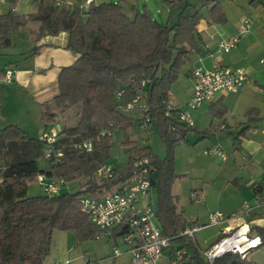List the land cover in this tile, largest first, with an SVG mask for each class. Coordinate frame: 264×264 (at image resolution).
<instances>
[{"label":"trees","instance_id":"16d2710c","mask_svg":"<svg viewBox=\"0 0 264 264\" xmlns=\"http://www.w3.org/2000/svg\"><path fill=\"white\" fill-rule=\"evenodd\" d=\"M191 1L162 0L169 13L178 11L172 25L169 21L158 23L145 7H133V14L128 15L118 0L91 3L86 9L81 5H57L55 0H32L36 9L33 14L10 11L0 15V56L12 46V36L28 23L39 25L40 36L66 33V49L78 54L72 65L60 70L58 94L40 104L45 129L56 124L58 115L72 109L76 112L73 125L58 124L52 148L62 153L59 162L44 160L47 169L40 168L37 160L42 155L43 144L28 138L17 126L0 128V264H44L54 231L77 232L83 240L100 235L101 231L80 211V200L85 196H104L112 192L113 185L128 180L135 156L148 159L152 166L157 195L154 216L162 235L175 237L186 227L171 194L177 178L173 150L193 128L165 118L164 112L169 90L188 62V53L199 52L195 25L203 18L201 10L207 11L212 22L225 21L217 0H202L198 8ZM36 52L37 47H33L29 55ZM135 98L148 106L145 115L167 144V155L160 160L150 147L124 141L128 153L125 168L119 175L114 170L109 181H97L95 174L108 156L113 132L125 130L133 120L119 108ZM85 140L93 141L91 152L73 148V144ZM184 143L188 144L186 140ZM39 174L65 183L84 181L75 192L28 197V185ZM113 232V236L120 237L126 230L121 227ZM259 235L264 239V232L259 231ZM171 241L186 251L180 264L192 259L189 252L197 251L183 237ZM213 264L244 262L237 255L226 254Z\"/></svg>","mask_w":264,"mask_h":264},{"label":"crops","instance_id":"0c3cea01","mask_svg":"<svg viewBox=\"0 0 264 264\" xmlns=\"http://www.w3.org/2000/svg\"><path fill=\"white\" fill-rule=\"evenodd\" d=\"M55 1L67 7L81 5L86 9L87 6L83 5L82 0ZM101 1L105 0H97V3ZM119 1L123 3L125 11L129 6L139 8L132 0ZM217 1L224 13L225 21L212 22L207 17V11L201 10L203 18L195 25L199 52L188 53V62L182 66L177 80L171 86L167 102L179 107L181 111L185 110V104L192 94L191 71L196 67L242 68L247 73L248 81L237 93L218 92L210 102L189 111L195 124L192 131L202 136L199 140H207L209 135L213 137V141H206L203 148L206 150L214 145L220 147L222 144L231 156L228 158L223 152L227 158L224 161L220 159L223 163L221 166L216 165L213 160L208 161L210 165H214L215 171L208 173V178L201 180L200 184L194 187L195 191H199L196 201L205 205L202 214L191 215L183 209L178 211L176 204L175 209L180 215L181 223L187 227L205 224L208 214L214 212L225 216L237 215L242 210L243 203H247L251 206V211L243 220L249 224L253 234L260 236L259 231L264 232V62H261L264 60V0ZM199 2L201 6L203 1ZM10 11L19 15H29L35 13L36 9L32 0H0V15ZM177 12V10L168 12L166 22H176ZM244 19H248L251 26L247 33L240 36L236 47L227 53L218 52V43L235 37L238 26ZM29 24L31 28L34 26L36 31L33 30L28 46L34 43V47H37L36 54L29 55L32 48L28 51L19 52V48L9 51L11 46L0 56V128L14 125L22 129L25 135L29 133L31 136L28 138L37 139L43 132L58 131L57 124H65L61 114L57 116L54 126L45 129L41 120L40 104L58 94L57 79L60 70L72 65L78 54L66 49V33L40 36L39 25ZM7 71L11 73L10 83L4 81ZM34 127L36 129L33 132H28ZM185 145L192 144L188 142ZM44 166L43 169H47L46 163ZM186 173L184 171L177 175H181L184 180L183 176ZM176 180L177 178L174 182ZM69 189L64 182L61 193ZM153 194H156L155 187L151 190V204ZM172 196L175 203L177 196L174 194ZM191 199H194V196ZM257 200L262 204L258 206ZM148 203L149 199L142 207ZM155 225L161 230L159 225L156 223ZM235 225L236 222L231 226ZM204 232L208 233L203 235ZM198 233L200 235L198 238L194 237L193 243L197 251L194 254L189 252L192 259L183 264H207L202 252L217 241L219 228L209 226L196 232ZM103 236L113 239L112 247L116 245L121 251L125 250L123 244L121 246L117 244L116 240H120L119 237ZM179 246L174 243L167 248L157 264H169ZM95 257V260H90L91 262L79 258L77 264H130L127 254L113 258L111 251V255L106 258L101 255ZM48 260L49 257L45 259ZM249 260L254 264H264V239L262 244L250 253Z\"/></svg>","mask_w":264,"mask_h":264},{"label":"built area","instance_id":"2783aa9c","mask_svg":"<svg viewBox=\"0 0 264 264\" xmlns=\"http://www.w3.org/2000/svg\"><path fill=\"white\" fill-rule=\"evenodd\" d=\"M85 4L96 3L97 0H83ZM57 5L60 3L57 2ZM251 22L244 19L238 26V33L235 37L221 40L217 45L218 52L227 53L234 49L241 35L247 33ZM261 62H264L262 60ZM192 94L185 104V110H180L171 102H167L164 117L175 119L189 128L195 126L189 115V111L197 109L204 103L210 102L216 93L227 92L237 93L248 81L247 73L242 68H230L216 66L212 69L196 67L191 71ZM11 73L5 72L4 81L10 83ZM122 93L120 91L117 97ZM136 108L142 111L145 124H149V117L145 115L148 106L141 103L139 98L133 99L126 107L119 109L126 113L134 111ZM222 128V127H221ZM57 132H43L39 141L43 144L42 159H54L59 162L62 153L53 151L52 145L57 139ZM93 141L85 140L73 144V148L83 152L93 150ZM209 157H218L226 160V155L218 145H214L204 151ZM100 180L109 181L113 178L114 168L102 164L97 170ZM151 178L152 166L148 159L135 156L132 162V174L128 180L121 184L116 191L104 196L94 198L91 196L82 197L80 200V211L87 216L89 222L101 231L102 235L112 236L113 230L125 228L126 233L119 238L125 246L121 251L116 245L111 249L112 257L116 258L122 254L129 255L130 264H157L163 252L171 247L172 239L183 237L194 243V234L209 226L219 228L217 241L203 252V257L207 264H213L215 260L226 254L237 255L244 264H254L249 260L250 253L262 244L260 236L253 234L246 218L251 211V206L243 203L242 210L237 215L225 216L214 212L207 216V221L203 225H190L179 231L175 237H165L155 225L153 220L154 212L151 204ZM1 181V179H0ZM35 182L43 187L47 196H56L61 193L64 181L49 178L45 174H39ZM148 197L149 203L142 208L138 207L140 200ZM258 206L262 204L257 200ZM236 222L235 226H231ZM186 251L177 248L169 264H180Z\"/></svg>","mask_w":264,"mask_h":264},{"label":"rangeland","instance_id":"374dc122","mask_svg":"<svg viewBox=\"0 0 264 264\" xmlns=\"http://www.w3.org/2000/svg\"><path fill=\"white\" fill-rule=\"evenodd\" d=\"M83 1V0H82ZM107 1V0H105ZM119 1V0H118ZM127 1V0H125ZM131 1V0H129ZM201 0H192L191 3L197 8L200 6ZM132 2L139 7V9L145 8L148 10L150 15L155 19L158 23L164 24L168 17V11L163 6L162 0H132ZM85 3H83L84 5ZM126 14H133V7L129 6L126 9ZM174 22H170L172 25ZM24 30L20 29L15 35L12 36V48L9 51L14 50L15 48H19L20 50L28 51L33 48L35 45L30 44L29 40L33 36V30L35 27L31 24H27ZM30 27V28H29ZM34 27V28H33ZM12 64L13 62L10 61ZM199 110H197V113ZM127 116L131 117L133 120L131 124L125 130H117L113 132L111 148L108 151V156L105 159L103 164H107L114 168V170L118 173L125 168L128 153L127 147L122 143L124 141H135L138 146L144 147L148 146L151 148L152 154L162 160L167 155V144L163 141L162 137L156 130L153 124H145L143 120V113L140 110L130 111L125 113ZM191 116V115H190ZM63 119L65 124L75 123L76 121V112L74 109L69 110L63 114ZM30 128L28 132H33ZM27 137H30L29 133H27ZM42 134V133H41ZM39 135V137L41 136ZM39 137L37 140H39ZM202 136L194 131H189L185 139L192 144L190 146H186L184 140L180 141V145L174 148L173 152V167L175 174H180L182 172H187L181 178V175H177V180L174 182L172 194L176 195V207L177 210H184L188 214H196L203 213L205 210V205L202 202L196 201V196H198L199 191H195L194 187L197 184H200L201 180L208 178V173L214 172V165H210V162L213 160L216 165L221 166L223 163L218 157H207L203 155V151L205 150L203 147L206 145V141H213L212 136H207V140H199ZM199 140V141H197ZM196 142V143H195ZM200 144V146H198ZM220 148L229 158L231 153L225 149V147L221 144ZM37 164L40 168H44L45 162L41 157L37 160ZM95 178L97 181L100 180L97 173L95 174ZM83 179L75 180L70 183H67L70 188L68 192H75L79 189V186L83 183ZM122 183H117L112 186V191H116L120 188ZM154 187H152L153 189ZM44 189L40 185H38L35 181L28 185L27 196L28 197H38L44 196ZM194 199H191L193 198ZM191 197V198H190ZM148 201V197H144L140 200L138 207H142V205L146 204ZM154 222L158 225V222L153 217ZM201 233V232H200ZM194 234V237L198 238L200 235ZM208 232L202 233L206 235ZM117 244L121 246V240H116ZM172 242L170 245L174 244ZM113 245L112 238H106L102 234L97 237L91 239L83 240L80 237V234L72 231H54L52 234L51 247L49 251L48 261L44 260V264H74L79 263V258L83 259L85 262L89 260H95V256H107L111 255V247ZM175 246V245H174ZM203 255V252H202Z\"/></svg>","mask_w":264,"mask_h":264},{"label":"water","instance_id":"95a60500","mask_svg":"<svg viewBox=\"0 0 264 264\" xmlns=\"http://www.w3.org/2000/svg\"><path fill=\"white\" fill-rule=\"evenodd\" d=\"M57 129H59V125L57 124L56 125ZM155 175L153 174L152 175V178H151V186L152 187H155ZM152 209H153V212L156 213L157 211V195L156 194H153L152 195ZM47 259V257L45 258Z\"/></svg>","mask_w":264,"mask_h":264}]
</instances>
